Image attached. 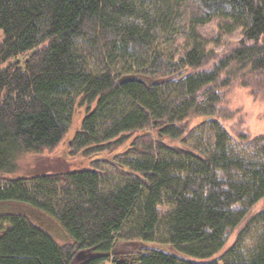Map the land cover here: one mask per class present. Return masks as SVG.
Returning <instances> with one entry per match:
<instances>
[{"label":"trees","instance_id":"1","mask_svg":"<svg viewBox=\"0 0 264 264\" xmlns=\"http://www.w3.org/2000/svg\"><path fill=\"white\" fill-rule=\"evenodd\" d=\"M235 87L264 102V0H0V264H264ZM80 109L64 165L23 171Z\"/></svg>","mask_w":264,"mask_h":264},{"label":"rangeland","instance_id":"2","mask_svg":"<svg viewBox=\"0 0 264 264\" xmlns=\"http://www.w3.org/2000/svg\"><path fill=\"white\" fill-rule=\"evenodd\" d=\"M201 33L206 38L210 39V46L214 47L217 51L224 52L229 47L234 45L237 40L240 38V30H237L231 35L221 37V41L218 42L217 38L218 34V27L217 21L213 19L212 21L203 24L199 27ZM25 56H20L19 59H24ZM228 106L234 109L237 113V118H243L246 120L247 125L250 127L254 134L257 133H264V102L257 100L250 94L249 89L245 87H235L230 91L228 94ZM83 111L80 109L77 114V120H75V125L71 132L67 134L65 140L59 145L55 150L52 152H46L43 155H28L24 158L22 162V169L23 171H37L41 168H48V167H58V164L62 163L64 165V160L68 158V149L70 145L69 138L73 135L75 129L80 123V117L82 116ZM232 121H228V125H230ZM76 126V127H75ZM79 157H76L78 159ZM75 159V158H71ZM72 162V161H71ZM72 164V163H70ZM14 207L18 208L17 205ZM29 210V209H28ZM27 210V211H28ZM30 212V211H28ZM53 222V221H52ZM51 223V220L48 224ZM54 223V222H53ZM59 227V226H58ZM60 229V228H59ZM57 237L63 238V232L60 233L57 231ZM232 241V240H230ZM230 242L227 243L229 245Z\"/></svg>","mask_w":264,"mask_h":264},{"label":"water","instance_id":"3","mask_svg":"<svg viewBox=\"0 0 264 264\" xmlns=\"http://www.w3.org/2000/svg\"><path fill=\"white\" fill-rule=\"evenodd\" d=\"M135 78H136V77H134V76H132V77H127V79H135ZM117 253H118V252L116 251V249H114V250L112 251V255H114V256H116ZM95 256H97L96 253L81 251V252L78 253L77 258L81 260V259L92 258V257H95ZM119 259H120L121 261H126V260H128V259H126V257H125L124 255H120V256H119ZM128 262H129V264H132V263H133V260H132V259H129Z\"/></svg>","mask_w":264,"mask_h":264},{"label":"built area","instance_id":"4","mask_svg":"<svg viewBox=\"0 0 264 264\" xmlns=\"http://www.w3.org/2000/svg\"><path fill=\"white\" fill-rule=\"evenodd\" d=\"M99 264H114V261L112 259H109V260L103 261Z\"/></svg>","mask_w":264,"mask_h":264}]
</instances>
